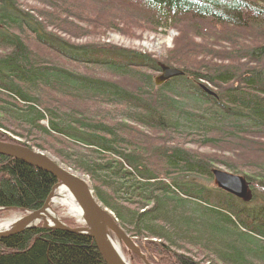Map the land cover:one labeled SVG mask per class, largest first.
I'll list each match as a JSON object with an SVG mask.
<instances>
[{
	"label": "trees",
	"instance_id": "obj_1",
	"mask_svg": "<svg viewBox=\"0 0 264 264\" xmlns=\"http://www.w3.org/2000/svg\"><path fill=\"white\" fill-rule=\"evenodd\" d=\"M88 1L96 5V17L112 9L143 19L149 28L190 23L195 36L207 42L199 45V54L229 62H209L202 69L197 62L171 60L165 64L183 73L157 85L160 62L151 54L73 43L17 0H0V127L24 139L16 142L48 151L87 176L95 196L135 237L148 261L264 264V0ZM29 39L87 71L40 58ZM93 68L130 80L132 88L86 73ZM71 99L121 107L120 119L92 116ZM155 133L225 150L243 142L255 157L238 164L181 143L152 145ZM0 140L12 141L1 131ZM216 160L254 181L252 199L262 202L243 211L231 194L195 182L194 177H212ZM55 183L52 174L0 154L1 208L37 209ZM0 264L105 263L90 237L36 225L0 237Z\"/></svg>",
	"mask_w": 264,
	"mask_h": 264
},
{
	"label": "rangeland",
	"instance_id": "obj_2",
	"mask_svg": "<svg viewBox=\"0 0 264 264\" xmlns=\"http://www.w3.org/2000/svg\"><path fill=\"white\" fill-rule=\"evenodd\" d=\"M17 2L21 7L26 8L27 10H30L38 15H42L43 21H46L45 24L49 30L51 29L54 33L76 44L77 43L78 44L80 43L81 44L82 43L111 44V45L134 49L151 54L155 59H157L160 63L163 64H165V62L167 63L172 60L178 63L179 65L194 66L193 63L197 62L202 65L203 67L202 69H205V66L208 67V65L211 63L225 64L229 62L228 60L222 57L220 58L216 57L211 59L204 56V54L200 55L199 54L200 50L198 49L199 45L201 44L204 45V43L207 42L203 38H199V36H195V33L190 26V23L183 24L182 22H180L178 25L169 28L168 27L157 28L154 26H151L149 28L148 26L149 24L144 22L143 19L133 20V18L125 14L123 10L119 12L118 11L114 12V10L112 9H107V10L102 9L101 15L96 17V15H98L96 12L97 7L96 5H92L88 0H17ZM123 9H125L127 12L134 14L133 10L131 9H126V8ZM47 19L50 22L56 24L52 26L51 25L48 26L51 23H49ZM96 21H99V23ZM108 25L111 26L109 27ZM27 43L33 49V51H35L36 54L39 55L40 58L48 59L50 62H56V63L58 62L61 66L68 67L73 70L82 71V72L87 71L86 69L84 71L81 66L76 65L74 62L70 60H67L66 58L62 57L56 52H53L47 47L39 43H35L34 41H32V39H29V42ZM244 43L246 44V42ZM223 49H224L223 47L220 48V50ZM1 52H3L2 48H0V53ZM223 52L229 54L227 49H224ZM234 64L237 65L238 63H234ZM89 70L90 71L86 73H92L100 77L116 80L120 84L127 86V88H130L131 85L133 84L130 80L124 77H116L108 72L100 71L95 68ZM160 72L161 70L154 72V79L156 75L160 74ZM201 83L204 84V82ZM204 87L208 89L206 85ZM69 102H71L73 106H77V107L86 106L84 108L88 110V113H91L92 116L104 115V113H108V117L111 116L112 118H114V121L120 119L119 108L121 109V107H116L111 105L108 106L100 105V103L98 102H83L72 99L69 100ZM131 126L135 129L138 128L141 129L143 133L150 132L148 131L147 128H144L137 124L131 123ZM0 131L5 133L6 138L12 139V141L9 142L18 143L16 141H24L23 138L15 135L9 129L5 130L0 127ZM157 134H161V133H155V135ZM155 135H153L152 137L155 138L151 143L152 145H156L162 142L181 143L188 149L195 152H199L202 155L208 157H214V158L220 157L222 159H228L238 164L245 163L246 158L255 157L250 154L248 155V153L245 152L247 150L248 145H245L243 142H241L242 145L240 146V148L236 147L230 150H225L218 148V146H213V145H199L197 143H193L189 141L188 139L182 141L178 135H174V134L167 133L166 137L164 136L160 137L159 135H157L156 137L160 139H157ZM33 148L38 149L36 147ZM40 151L47 153L53 159H56L58 162H60L53 154L49 153L48 151H44V150H40ZM222 156H226V157L223 158ZM147 157H149L151 161L153 160V162H156V160L154 159L155 157L152 158L153 156L151 154H149ZM212 168H219L227 172L239 174L243 176L242 173L233 172L224 164L218 162V160H216L213 163ZM85 177L87 178V176ZM194 180L197 183L203 184L206 189H209L212 192L215 188H218L214 184L213 176L211 178L194 177ZM250 183L256 186V183L254 181ZM258 190L254 189V191L256 192H258ZM234 197L236 198L235 200H238L237 202L240 205V209L247 212L249 210H252L253 206H256L258 203L262 202V199L259 196H257L255 199L251 198V200L249 201H242V199L237 198L236 196ZM53 210L56 214H59L60 219L65 223H67L68 225L72 226V225L82 224L81 219L69 216L68 214L65 213L64 210H62L61 206H54ZM25 213L26 212L24 210L18 208L0 207V225H6V224L9 225L11 224V222L17 220ZM37 225H41V223L39 222L37 223ZM130 236L132 237V235ZM143 239L145 240L147 238H143ZM151 240L156 241L157 239L152 238ZM194 249H198V248L194 247ZM121 250L124 257L129 262V264H144L142 260L135 253L129 251L124 245H121ZM202 255L204 254L201 253L200 256ZM208 259H210V257ZM148 262L151 264H156L154 262H150V261ZM204 264H208V263L205 262ZM216 264H223V263H216Z\"/></svg>",
	"mask_w": 264,
	"mask_h": 264
},
{
	"label": "water",
	"instance_id": "obj_3",
	"mask_svg": "<svg viewBox=\"0 0 264 264\" xmlns=\"http://www.w3.org/2000/svg\"><path fill=\"white\" fill-rule=\"evenodd\" d=\"M160 68V74L156 75L154 79L157 85L175 75L183 73L181 69L170 67L163 63H160ZM204 89L209 91L205 87ZM0 154L10 156L44 170L52 174L56 179V183L52 186L43 204L37 209L24 210L26 213L23 216L13 221L5 229L0 228V237L19 233L24 229L35 227L40 222L44 228L62 229L90 237L105 264H129L114 249L115 246L112 239L118 241L121 253V245H124L129 251L135 253L144 264H151L146 260L145 255L141 252L133 238L118 224L112 211L105 207L95 196L85 176L53 159L47 153L20 143L0 140ZM211 174L214 184L219 189L242 199V201L251 200L252 190L250 183L244 176L219 168H212ZM57 185L66 186L72 193L74 200L82 212V224L71 226L61 219L60 222H49L46 219L45 213L49 206L52 191ZM35 219H37L36 222H34Z\"/></svg>",
	"mask_w": 264,
	"mask_h": 264
},
{
	"label": "bare ground",
	"instance_id": "obj_4",
	"mask_svg": "<svg viewBox=\"0 0 264 264\" xmlns=\"http://www.w3.org/2000/svg\"><path fill=\"white\" fill-rule=\"evenodd\" d=\"M54 206H61L62 210H64L66 214L82 220L81 209H80L79 205L77 204V202L74 200L72 193L69 191V189L66 186L57 185L54 187V189L52 191V196H51V199L49 202V206H48L47 211L45 213V217L49 222H60L59 214H56L53 210ZM36 221H37V219L34 220V222H36ZM9 225L8 224L0 225V228L5 229ZM112 242L115 246V247L113 246L114 249L119 254H121V256L124 258V260L126 262H128L126 260V258L124 257V255L120 252L118 241L115 239H112Z\"/></svg>",
	"mask_w": 264,
	"mask_h": 264
}]
</instances>
